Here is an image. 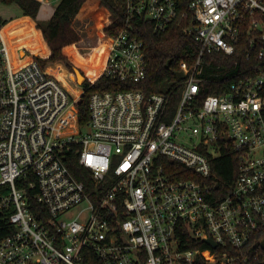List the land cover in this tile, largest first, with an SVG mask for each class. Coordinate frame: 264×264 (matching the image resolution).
Here are the masks:
<instances>
[{"label": "built area", "instance_id": "obj_1", "mask_svg": "<svg viewBox=\"0 0 264 264\" xmlns=\"http://www.w3.org/2000/svg\"><path fill=\"white\" fill-rule=\"evenodd\" d=\"M114 1L125 22L97 48V79L117 86L91 94L85 128L84 84L74 96L38 61L14 62L0 26V264L246 262L235 251L264 233V0H188L197 55L176 91L153 94L137 88L132 21L164 33L177 2ZM231 152L221 189L212 166Z\"/></svg>", "mask_w": 264, "mask_h": 264}, {"label": "trees", "instance_id": "obj_2", "mask_svg": "<svg viewBox=\"0 0 264 264\" xmlns=\"http://www.w3.org/2000/svg\"><path fill=\"white\" fill-rule=\"evenodd\" d=\"M91 1L61 0L49 21L37 23V28L41 29L43 37L51 50V55L48 59L38 60L43 68L50 62H61L67 69L72 71L75 69L73 62L65 54V50L67 48L78 47L82 41L74 28V23L80 14L86 13L87 5ZM0 2L17 4L22 10L23 15L32 20L37 19L41 7L39 0H0ZM176 2L178 16L164 33H156L152 24L146 20L135 19L132 21L131 33L145 44L146 76L137 88L142 89L146 94L169 93L175 89L177 90L176 87H178L182 80V74L179 71L180 62H191L197 55L195 43L191 37L184 33V29L190 25L192 19V15L188 9V0H176ZM94 10L98 11L100 17L97 26V30L100 33L112 35L123 28L125 16L114 0H98V6ZM8 32L13 41L20 44L30 41L34 37L29 32L27 23L23 21L13 22ZM31 49L39 56L47 54L46 45L41 41V38H37L35 45ZM49 72L54 74L64 86L73 83L68 78L69 74L60 64L50 66ZM94 79H97V76ZM90 84L91 81L87 77L83 85L85 92L78 104L79 122L82 128H85L90 121L89 101L91 94L96 91H113L114 87L117 86L111 80L104 77L98 78L91 87ZM124 88L122 86L120 89ZM237 161L236 154L231 152L214 162L212 166V181L219 183L221 189L225 184H233ZM71 167L79 179H84L78 172L80 167L77 165V161L74 160L71 163ZM9 232L7 219L0 216V239ZM234 255L247 259L246 262L241 261L238 264H264V233L254 236L245 248L235 251ZM89 264L101 263L92 261Z\"/></svg>", "mask_w": 264, "mask_h": 264}, {"label": "rangeland", "instance_id": "obj_3", "mask_svg": "<svg viewBox=\"0 0 264 264\" xmlns=\"http://www.w3.org/2000/svg\"><path fill=\"white\" fill-rule=\"evenodd\" d=\"M97 6H98V0H92L87 5V9L85 13L86 15L77 17L74 23V28L80 35L82 41L79 43L78 47L66 49L67 56L73 62L74 68L79 70L85 78L91 76L92 79L98 75L104 63V56L102 55L101 51L97 50V48L101 46L102 42L104 41V37L106 35L105 33H100L97 30L98 22L100 19L98 15V11L94 10ZM22 16H23L22 10L17 4L15 3L5 4L0 2V22H1L0 26L2 30L5 32V36L7 37V40L10 44L13 61L17 62L19 58H21L22 60L24 58L25 59L28 58L27 62H30L32 60L38 61V60L48 59L51 55V50L45 39H44V44L46 45L47 48L46 55L39 56L35 54L31 49V47L35 45L37 40L36 32L39 33V31L33 29V26L30 27V24H27L29 28V32L35 35V38L33 37L30 41L20 44L17 43L16 41H13L12 37L9 35L8 31L11 26L10 23L20 19ZM34 21L36 22L37 19ZM58 64L64 67L66 72L69 74L68 78L71 81H73V83L69 84V86L74 84L77 87L78 84L80 85V89H81V84L83 83V79H81L78 82L77 75L75 74V69L73 71L69 70L61 62H50L45 66V68L49 71L50 66L52 65L54 66Z\"/></svg>", "mask_w": 264, "mask_h": 264}, {"label": "crops", "instance_id": "obj_4", "mask_svg": "<svg viewBox=\"0 0 264 264\" xmlns=\"http://www.w3.org/2000/svg\"><path fill=\"white\" fill-rule=\"evenodd\" d=\"M39 1L41 2V7H40V11L38 13V17H37L36 22L34 20L28 18V17H25L24 15L16 21H23V22H26L27 24H30V27L33 26V29L39 31V33L36 32V37L41 38V41L44 43L42 31L36 28L37 22L49 21L52 18V16L54 15L55 8L61 0H39ZM84 15L85 14L82 13L79 16H84ZM16 21H13V22H16ZM13 22H11L10 24H12ZM34 38H35V35H34ZM65 53L67 55V50H65ZM23 60H24V62H27L28 58L27 59L24 58Z\"/></svg>", "mask_w": 264, "mask_h": 264}, {"label": "bare ground", "instance_id": "obj_5", "mask_svg": "<svg viewBox=\"0 0 264 264\" xmlns=\"http://www.w3.org/2000/svg\"><path fill=\"white\" fill-rule=\"evenodd\" d=\"M65 88H67V90H69L74 96H78L80 94V90L74 85H67L65 86Z\"/></svg>", "mask_w": 264, "mask_h": 264}, {"label": "water", "instance_id": "obj_6", "mask_svg": "<svg viewBox=\"0 0 264 264\" xmlns=\"http://www.w3.org/2000/svg\"><path fill=\"white\" fill-rule=\"evenodd\" d=\"M75 74L77 75V80L78 82L83 79V83L81 85H83L86 81V78L81 74V72L77 69H75ZM210 244H212L213 247H215L216 245L213 242H209Z\"/></svg>", "mask_w": 264, "mask_h": 264}]
</instances>
